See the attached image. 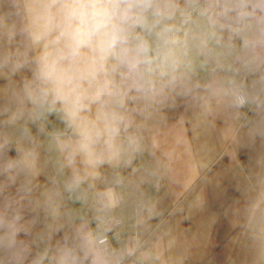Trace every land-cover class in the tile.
Listing matches in <instances>:
<instances>
[{
  "label": "clouds",
  "instance_id": "9594fccd",
  "mask_svg": "<svg viewBox=\"0 0 264 264\" xmlns=\"http://www.w3.org/2000/svg\"><path fill=\"white\" fill-rule=\"evenodd\" d=\"M0 78L7 81L0 89V116H6L0 123L18 131L21 144L19 159H8L0 173L18 166L36 173L29 125L45 133L54 116L62 127L46 134L61 168L70 172L63 190L81 194L85 185H105L92 200L95 228L82 223L34 264H124L141 244H111L108 233L121 223L114 213L123 178L109 182L101 169L127 166L142 150L137 117L146 121L177 99L192 100L205 112L224 107L239 116L248 108L254 113L248 141L264 140V0H0ZM0 135L5 148L9 139ZM239 139L235 125L222 132L225 143ZM256 167V185L264 189V154ZM9 181L7 186L15 177ZM261 204L264 192L243 215L246 226L257 224L252 239L264 258ZM49 206L58 217L51 197ZM20 220L19 201L5 198L0 248L16 260L28 251L17 239Z\"/></svg>",
  "mask_w": 264,
  "mask_h": 264
},
{
  "label": "crops",
  "instance_id": "0c3cea01",
  "mask_svg": "<svg viewBox=\"0 0 264 264\" xmlns=\"http://www.w3.org/2000/svg\"><path fill=\"white\" fill-rule=\"evenodd\" d=\"M235 43L239 47L241 41ZM240 78H245L243 72ZM252 79L247 76L246 82ZM6 83L0 78V89ZM162 116L158 118L161 121L137 133L142 150L132 155L130 164L101 169L109 182L116 175L123 178L116 189L121 205L114 213L122 220L123 247L133 234L144 240L127 264H264L252 239L251 228L257 224L246 226L243 215L246 205L264 192L254 179L257 157L264 154V140L258 137L253 144L246 136L254 113L244 108L237 116L224 107L205 112L192 100L177 99L174 106L156 115ZM229 125L239 128L238 143L222 140ZM59 127V121L49 117L46 132ZM30 130L38 161L36 173L26 174L41 202V233L51 255L57 243L71 237L82 223L92 226L89 216L95 211L90 199L105 185L96 181L94 188L85 185L81 194L65 192L69 170L61 168L62 158L46 132L41 133L37 126ZM19 137H13L16 151L21 146ZM50 157L58 166L59 180ZM49 197L59 206L56 218L51 214ZM0 264H4L1 256Z\"/></svg>",
  "mask_w": 264,
  "mask_h": 264
},
{
  "label": "rangeland",
  "instance_id": "374dc122",
  "mask_svg": "<svg viewBox=\"0 0 264 264\" xmlns=\"http://www.w3.org/2000/svg\"><path fill=\"white\" fill-rule=\"evenodd\" d=\"M166 114L168 113H164V115ZM156 115L157 113L146 121L141 117H137V123L140 125L136 130L137 133L144 129L146 125L154 123L155 121H161L158 118H163V116L156 117ZM5 119L4 116H0V122ZM29 127L30 129L32 127L33 130L36 129V125H29ZM0 133H4L9 139L8 145L5 148H0V166H2L8 159L18 160V154L15 153L16 147L13 141L14 134L18 133V131H13L0 123ZM3 143L4 136L0 135V144ZM50 161L56 178L59 180L60 172L58 166L54 160H51V157ZM10 176L15 177V183L7 186L10 183ZM87 191L89 192V190ZM5 198H14L19 201L21 220L18 222V227L21 228V231L18 233L17 239L23 241L28 249L26 253L22 254L19 260L12 258L10 253L3 249L5 264H34L39 256L45 252L43 250L45 243L41 233V225L44 219L42 214L43 209L36 195L34 185L30 182L26 172L19 166L10 173H0V204H2ZM42 264H50V261L45 259Z\"/></svg>",
  "mask_w": 264,
  "mask_h": 264
},
{
  "label": "built area",
  "instance_id": "2783aa9c",
  "mask_svg": "<svg viewBox=\"0 0 264 264\" xmlns=\"http://www.w3.org/2000/svg\"><path fill=\"white\" fill-rule=\"evenodd\" d=\"M104 176H105V172H104ZM92 200H93V197L90 199L91 204H92ZM92 206H93V204H92ZM114 215L121 221V223L112 232L108 233V237H109V240H110L111 244L113 245V247L121 248V247H123V238H122V235L120 233V227L122 226V220H121L119 215H117V214H114ZM94 216H95V213H92L89 216V219L92 220V227L95 228L96 225H95V221H94ZM137 240L140 241L141 245L143 244V241H144L143 239L136 237L134 234L131 235L125 241L126 246L133 245ZM133 257L134 256L126 258V260L124 261V264H127V262L130 261Z\"/></svg>",
  "mask_w": 264,
  "mask_h": 264
},
{
  "label": "trees",
  "instance_id": "16d2710c",
  "mask_svg": "<svg viewBox=\"0 0 264 264\" xmlns=\"http://www.w3.org/2000/svg\"><path fill=\"white\" fill-rule=\"evenodd\" d=\"M16 134H20L19 132L18 133H15L14 135H16ZM15 153L17 154V151H16V149H15ZM43 214V213H42ZM48 250V247L45 245L44 247H43V250L45 251V250ZM3 248H0V256H1V258H2V261L4 262V264L6 263L5 262V258H4V255H3ZM49 255H50V253H49Z\"/></svg>",
  "mask_w": 264,
  "mask_h": 264
}]
</instances>
